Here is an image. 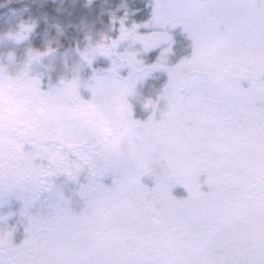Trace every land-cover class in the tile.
<instances>
[{
  "label": "rangeland",
  "instance_id": "rangeland-1",
  "mask_svg": "<svg viewBox=\"0 0 264 264\" xmlns=\"http://www.w3.org/2000/svg\"><path fill=\"white\" fill-rule=\"evenodd\" d=\"M20 1L24 0H0V154L3 156L0 168L11 170L30 165L44 144L57 141L66 144L74 127L88 128L113 157L125 152L132 155L127 141L135 128L128 121L135 107L138 119L143 120L136 127L150 129V139L161 149L160 158L168 176L181 181L191 180L195 173L206 175L204 161L208 154H222L238 167L234 185L239 187L241 181L245 182L248 192L245 211L250 222L251 219L258 222L254 189L264 171V127L261 126L264 102L246 101L235 88L243 84L246 91L256 83L253 74L256 45L243 40L249 58L241 62L251 71L247 77L235 74V61L226 59L227 41L222 47L210 45L204 49L202 62L186 74L190 80L195 77L206 82L214 92L213 118L200 125L207 139L201 144L187 126L183 131L162 127L161 122L173 112L167 101L161 99L160 91L168 68L166 64H160V70L146 67L153 59L147 54L149 45L154 46L157 40L167 45L165 52H170L174 43L178 49L190 47L187 29L179 16L171 27L170 16L160 13V22L154 25L160 35L145 32L143 24L148 19V6L159 11L157 6L163 8L167 0H124L115 7L109 0H63L59 8L67 10L75 9L80 2L86 6L100 2L104 9L107 4L112 7L98 17L100 26L95 23L77 26L72 36L63 26H54L44 18H31V13L21 5L20 10L25 11H16L14 3ZM225 1L216 0L219 6L208 8L204 5L209 0H184L210 33L226 35L234 32L230 16H214ZM230 1L231 5L244 2L249 7L259 1L261 15L251 25V35L258 43L259 35L264 33V24L260 23L264 18V0ZM34 3L40 8L48 4L46 0ZM128 19L133 22H126ZM42 77L45 85L51 77L53 91L40 90ZM145 110L150 113L147 117ZM229 110L231 121L219 123L215 119L216 113ZM188 143L192 144L189 153L178 150V145ZM118 180L119 176L108 174L100 196L94 202H86L80 195V184L60 176L53 191L42 193L26 210L28 216L47 220L58 206H64V201L69 202L67 206L77 220L70 229L73 235L64 241L60 251V258L66 264H141L147 259L141 229L132 220L134 177L124 188L118 186ZM142 182L151 187L155 177L146 175ZM81 183H86L83 177ZM172 192L183 198L188 189L177 182ZM23 210L24 202L15 197L0 200V237L15 229L14 243L23 241L25 233L20 227L24 224ZM162 249L169 257L186 251L178 241L164 238Z\"/></svg>",
  "mask_w": 264,
  "mask_h": 264
},
{
  "label": "snow or ice",
  "instance_id": "snow-or-ice-1",
  "mask_svg": "<svg viewBox=\"0 0 264 264\" xmlns=\"http://www.w3.org/2000/svg\"><path fill=\"white\" fill-rule=\"evenodd\" d=\"M215 8L216 0L204 5ZM184 0H167L163 8L158 5L153 10L149 5L148 19L143 27L149 35L159 36L154 25L160 22V13L170 16L169 25L175 26L176 17H181L190 39V47L177 48L155 41L149 45L148 56L153 57L149 69L160 70V64L168 68L166 81L161 88V99L166 100L173 112L161 122L164 128L183 131L187 126L191 135L198 136L201 144L207 139L202 135L200 125L213 118L211 87L195 77L185 79L203 60V50L210 45L222 47L230 38L248 40L256 45L257 39L251 35L253 19L245 16L238 5H228L230 21L234 32L229 35L212 34L205 23L190 11ZM264 24V18L260 19ZM140 27V25H136ZM253 74L256 83L244 90L243 84L235 86L246 101L264 102V33L258 37V52L254 58ZM40 80V90L49 92L55 85L48 77ZM177 110H180L179 112ZM150 113L145 110V116ZM155 119V116L152 117ZM219 123L233 119L231 110L215 114ZM129 124L134 134L128 138L132 155L125 152L113 157L105 151L102 142L94 137L88 128L74 127L67 143L59 141L46 143L36 152L28 166L19 165L15 169L0 168V200L15 197L24 202L21 217L25 237L20 244L14 243L15 229L0 237V264H66L60 258L63 243L69 236L77 218L70 211L68 201H64L47 219L28 216L26 210L44 192H51L55 181L66 176L79 183L80 195L86 202H94L101 194L103 180L108 174L119 176L117 184L127 187L134 177L132 198V220L138 224L140 238L146 247L147 259L141 264H264V171L255 184L256 219L260 227L252 230L250 216L245 211L248 206V192L245 182L239 187L234 180L239 169L233 161L225 159L217 152L208 154L204 161L206 175L195 173L191 180L177 181L168 176L166 166L160 158L161 149L150 139V129L136 127L142 124L133 107ZM261 126L264 127V109L261 111ZM143 137L141 142L139 139ZM186 154L192 144H180ZM0 159H3L0 154ZM155 177V184L148 186L142 182L146 176ZM81 177L86 183H81ZM182 182L188 189L183 198L174 195L172 189ZM195 193V195H193ZM162 238L178 241L186 251L174 256H166L162 249Z\"/></svg>",
  "mask_w": 264,
  "mask_h": 264
},
{
  "label": "flooded vegetation",
  "instance_id": "flooded-vegetation-1",
  "mask_svg": "<svg viewBox=\"0 0 264 264\" xmlns=\"http://www.w3.org/2000/svg\"><path fill=\"white\" fill-rule=\"evenodd\" d=\"M259 2V1H258ZM258 2H254L251 7L247 6L244 4V2H241V4H236L239 6V10L247 17L256 19L257 16L259 17L261 15L260 12V4ZM230 0H226L225 3H222L221 6L218 8V12L215 13V17L219 16H229V9L228 5H231ZM251 16V17H250ZM232 33L228 32L226 35L231 36ZM258 52V43L255 46L254 53L257 55ZM246 58V59H244ZM249 58L248 54L246 57L245 54V49H244V44L243 41L238 39V38H230L227 40V51H226V59L228 61H235L234 62V73L238 74L239 76L243 75V77H247L248 75L251 74V71L248 69L247 65H244L243 62L241 61H247ZM237 105L240 106V103L237 101ZM259 221L257 222L255 219H251L250 222V227L252 230H256L260 227ZM181 252V251H179ZM177 252V253H179ZM177 253H172L170 254L171 256L176 255Z\"/></svg>",
  "mask_w": 264,
  "mask_h": 264
},
{
  "label": "trees",
  "instance_id": "trees-1",
  "mask_svg": "<svg viewBox=\"0 0 264 264\" xmlns=\"http://www.w3.org/2000/svg\"><path fill=\"white\" fill-rule=\"evenodd\" d=\"M119 1L120 0L115 1L114 4H117ZM19 5L23 6V8H28L32 11L36 10V5H34L33 2L32 1L30 2L29 0H24L14 3V6H16L15 8H19ZM2 10L4 9L2 8ZM103 10L105 9L101 7L100 2H95L90 6H85L84 4L80 3L74 10L68 12H57L55 10H51L50 7H46L45 9H42L40 11V14L43 15L44 17L51 18L54 22H57V24L64 27L70 23L78 24V23H92V22L95 23L97 26H100L101 18L99 19L98 17H99V13L102 12ZM132 20L133 19H128L126 22L131 23L133 22ZM97 22H99V24H97ZM62 184L63 183H60L61 187Z\"/></svg>",
  "mask_w": 264,
  "mask_h": 264
},
{
  "label": "water",
  "instance_id": "water-1",
  "mask_svg": "<svg viewBox=\"0 0 264 264\" xmlns=\"http://www.w3.org/2000/svg\"><path fill=\"white\" fill-rule=\"evenodd\" d=\"M185 79L190 80V76H189V75H186V76H185Z\"/></svg>",
  "mask_w": 264,
  "mask_h": 264
}]
</instances>
